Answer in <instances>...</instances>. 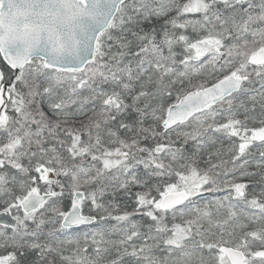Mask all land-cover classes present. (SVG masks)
I'll list each match as a JSON object with an SVG mask.
<instances>
[{
    "label": "snow or ice",
    "instance_id": "1",
    "mask_svg": "<svg viewBox=\"0 0 264 264\" xmlns=\"http://www.w3.org/2000/svg\"><path fill=\"white\" fill-rule=\"evenodd\" d=\"M0 264H264V0H0Z\"/></svg>",
    "mask_w": 264,
    "mask_h": 264
}]
</instances>
